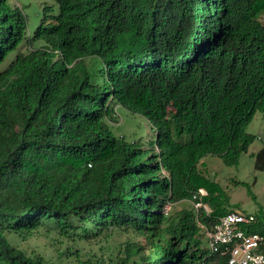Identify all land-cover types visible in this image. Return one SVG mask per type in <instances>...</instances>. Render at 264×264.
<instances>
[{
    "label": "trees",
    "instance_id": "trees-1",
    "mask_svg": "<svg viewBox=\"0 0 264 264\" xmlns=\"http://www.w3.org/2000/svg\"><path fill=\"white\" fill-rule=\"evenodd\" d=\"M55 2L28 25L0 0V65L14 56L0 70V264H225L204 257L197 217L211 228L230 209L198 166L237 165L254 141L264 0ZM116 106L146 118L153 140L115 136ZM253 158L264 171V146ZM203 187L208 215L166 209ZM254 216L245 229L264 237V210ZM44 227L67 242L55 258L8 238ZM114 230L144 241L108 259L71 247Z\"/></svg>",
    "mask_w": 264,
    "mask_h": 264
},
{
    "label": "rangeland",
    "instance_id": "rangeland-1",
    "mask_svg": "<svg viewBox=\"0 0 264 264\" xmlns=\"http://www.w3.org/2000/svg\"><path fill=\"white\" fill-rule=\"evenodd\" d=\"M9 2L25 15L28 25L39 21L48 8L57 12L55 0H9ZM46 17L49 19V16ZM262 22L264 24V18ZM28 30V35H32L30 29ZM41 44L37 43L36 45L40 46ZM27 49L29 48L24 45L18 53L25 52ZM13 57L12 55L5 63L1 64L0 70L9 64ZM114 117V121L110 122V128L115 136L123 138L127 142L141 140L144 144L153 140V130L146 118L132 115L120 106L115 107ZM246 131L254 136V141L248 151L240 156L237 165L227 166L221 158L209 155L202 159L198 168L202 176L209 180L210 185L226 196L224 200L226 208L255 215L264 210V171L255 169L253 158V155L264 146V114L257 111ZM203 189L209 197L211 192L206 187ZM213 192L216 191L213 190ZM214 196L219 197V192H216ZM191 206L190 200L181 201L171 206L170 211H178ZM8 238L13 245L27 253L45 255L48 258H55L57 250L63 249L67 243L66 241L61 243L57 234L55 232L48 233L45 227L32 233L12 235ZM143 241L141 236L134 233L114 230L98 240L75 242L71 247L88 257L108 259L122 252L124 243ZM204 243L206 244L205 238Z\"/></svg>",
    "mask_w": 264,
    "mask_h": 264
},
{
    "label": "built area",
    "instance_id": "built-area-1",
    "mask_svg": "<svg viewBox=\"0 0 264 264\" xmlns=\"http://www.w3.org/2000/svg\"><path fill=\"white\" fill-rule=\"evenodd\" d=\"M206 196L207 192L203 188L192 195L190 201L197 216L200 212H205L207 215L210 213L207 204L203 202ZM169 208L166 207L167 210ZM254 222L253 214L239 210H229L219 217L211 228L203 225L197 217V224L204 235L208 249L204 257L227 255L225 264H264V237L257 233H248L245 229Z\"/></svg>",
    "mask_w": 264,
    "mask_h": 264
}]
</instances>
